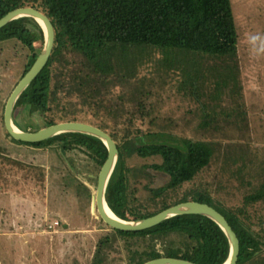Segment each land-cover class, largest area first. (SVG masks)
<instances>
[{
  "label": "trees",
  "instance_id": "trees-1",
  "mask_svg": "<svg viewBox=\"0 0 264 264\" xmlns=\"http://www.w3.org/2000/svg\"><path fill=\"white\" fill-rule=\"evenodd\" d=\"M21 8H34L49 17L56 39L48 65L15 106L14 123L26 132L41 130L17 124L23 107L42 117L45 128L66 122L100 128L120 152L106 192L114 214L123 220H142L185 202L208 204L236 232L241 244L238 264H264V182L257 185V172L250 168L257 163L251 156L244 163V147L215 134L225 127L241 129L237 113L223 117L226 120L215 119L217 106L232 104L231 100L236 101L232 91H242L234 76L240 66V36L233 0H0V20ZM44 44V30L33 18H21L0 30V135L4 134L0 158L10 153L9 144L48 149L56 159L54 176L66 189L78 185L86 190L91 202L94 195L74 173L67 156L81 151L102 169L109 152L100 139L72 133L42 143H23L14 140L5 126L7 102ZM5 46L12 48L16 62L24 63L18 80L3 75L12 68ZM149 62L157 63L162 73L177 71L183 78L182 92L189 85V97L200 112L198 130L203 139H181L168 133V125L154 118L156 111L149 103L152 93L136 90L131 98L123 90L119 93L139 81ZM136 158L154 163L131 166ZM14 160L15 165H22ZM214 166H221L219 182L197 184ZM25 167L39 172L41 182L46 180L45 159ZM142 187L149 191L147 197ZM106 229L109 232L100 239L92 264H107L108 250L115 247L124 250L127 264L162 257L225 264L231 254L223 229L201 215L177 216L138 233L107 225Z\"/></svg>",
  "mask_w": 264,
  "mask_h": 264
},
{
  "label": "rangeland",
  "instance_id": "rangeland-1",
  "mask_svg": "<svg viewBox=\"0 0 264 264\" xmlns=\"http://www.w3.org/2000/svg\"><path fill=\"white\" fill-rule=\"evenodd\" d=\"M233 4L240 36V66L234 76L242 85V94L232 91L236 101L231 100L232 104L227 103L224 108L217 106L215 119L226 120L223 117L237 113L241 129L225 127L215 134L231 145L244 147V163L250 156L256 161L257 166L250 165V168L257 172L255 182L258 185L264 182V0H233ZM5 50L12 68L3 75L6 79L16 76L18 80L24 63L15 61L11 47L5 46ZM182 61L191 63L188 59ZM156 66L157 63L149 62L141 70L139 81L133 82L131 88L119 89V93L123 90L130 98L136 90L152 93L149 103L156 111L154 118L158 123L168 125V133L181 139H203L198 130L200 112L189 97L191 88L187 85L185 93L182 92L183 78L178 72L162 73ZM184 79L187 78L184 76ZM13 84L9 85L10 89ZM241 95L242 99H239ZM17 124L37 130L45 128L42 117L26 112L23 107L17 116ZM0 136L2 138L4 134ZM9 145L10 153L0 158V264H92L100 239L109 232L98 212L94 211V199L90 202L86 190L78 185L66 189L65 183L54 176L52 165L56 159L50 150ZM13 157L22 165H15ZM44 159L46 180L41 182L40 173L25 166H37ZM67 161L95 195L101 169L81 151L70 153ZM152 163L153 159L136 158L130 165L139 167ZM220 167H212L197 184L207 182L214 186L221 179ZM64 189L68 191L64 192ZM141 190L145 197L150 194L144 187ZM107 264H127L124 250L121 247L108 250Z\"/></svg>",
  "mask_w": 264,
  "mask_h": 264
},
{
  "label": "water",
  "instance_id": "water-1",
  "mask_svg": "<svg viewBox=\"0 0 264 264\" xmlns=\"http://www.w3.org/2000/svg\"><path fill=\"white\" fill-rule=\"evenodd\" d=\"M33 18L35 19L45 34V44L44 48L32 67V69L27 73V75L20 81L18 86L15 88L11 94L6 110H5V126L10 134V136L19 142L23 143H42L51 140L57 136L64 134H85L96 137L100 139L107 147L109 156L104 166L102 167L100 174L98 176V185L96 194L94 195L93 208L94 211L98 212L101 220L110 228L123 232L138 233L143 232L154 227L159 226L163 222L181 215H201L205 216L216 224H218L223 231L226 233L230 244H231V254L228 261L225 264H238L240 257L241 244L240 240L233 230L227 219L219 211L208 204H202L199 202H185L173 206L156 216L142 219V220H123L119 218L114 212L109 208L106 200V192L109 182L116 170L119 162L120 152L117 143L113 138L101 130L98 127L89 125L81 122H66L58 125L50 126L41 129L37 132L23 131L19 129L13 119L15 106L17 105L19 99L23 93L30 87V85L38 78V76L43 72L45 67L48 65L50 58L53 54L55 47L56 31L52 21L45 14L34 8H21L9 13L6 17L0 20V30L8 26L12 22L19 20L21 18ZM108 209L113 212V216L108 214ZM145 264H196L191 261L162 257L154 259Z\"/></svg>",
  "mask_w": 264,
  "mask_h": 264
},
{
  "label": "bare ground",
  "instance_id": "bare-ground-1",
  "mask_svg": "<svg viewBox=\"0 0 264 264\" xmlns=\"http://www.w3.org/2000/svg\"><path fill=\"white\" fill-rule=\"evenodd\" d=\"M107 211L110 216H113V212L110 209H108Z\"/></svg>",
  "mask_w": 264,
  "mask_h": 264
}]
</instances>
